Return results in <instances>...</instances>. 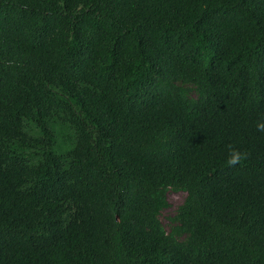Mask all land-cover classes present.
Wrapping results in <instances>:
<instances>
[{
    "label": "trees",
    "instance_id": "1",
    "mask_svg": "<svg viewBox=\"0 0 264 264\" xmlns=\"http://www.w3.org/2000/svg\"><path fill=\"white\" fill-rule=\"evenodd\" d=\"M260 123L264 0H0V264H264Z\"/></svg>",
    "mask_w": 264,
    "mask_h": 264
},
{
    "label": "rangeland",
    "instance_id": "2",
    "mask_svg": "<svg viewBox=\"0 0 264 264\" xmlns=\"http://www.w3.org/2000/svg\"><path fill=\"white\" fill-rule=\"evenodd\" d=\"M186 195L183 192L169 191L167 193L168 207L163 210L160 216V220L165 227L166 231H169L172 225L171 218H173L177 212V209L182 205Z\"/></svg>",
    "mask_w": 264,
    "mask_h": 264
},
{
    "label": "clouds",
    "instance_id": "3",
    "mask_svg": "<svg viewBox=\"0 0 264 264\" xmlns=\"http://www.w3.org/2000/svg\"><path fill=\"white\" fill-rule=\"evenodd\" d=\"M258 130L264 131V123H260L257 125ZM244 160V155L240 152H237L235 150H231L229 157L227 159L228 165H233L237 163H242Z\"/></svg>",
    "mask_w": 264,
    "mask_h": 264
}]
</instances>
